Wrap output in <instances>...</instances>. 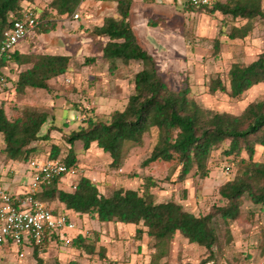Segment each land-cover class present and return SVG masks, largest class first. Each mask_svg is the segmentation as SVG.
Returning a JSON list of instances; mask_svg holds the SVG:
<instances>
[{
    "label": "trees",
    "instance_id": "obj_1",
    "mask_svg": "<svg viewBox=\"0 0 264 264\" xmlns=\"http://www.w3.org/2000/svg\"><path fill=\"white\" fill-rule=\"evenodd\" d=\"M35 0H0V32L13 18L21 16L25 7L38 10L40 32H50L56 27L59 17L73 15L83 0H50L39 9L34 7ZM116 2L117 16L105 17L92 33L105 39L99 56L110 62L114 60L140 61L141 70L135 73L133 92L128 96L122 110L113 111L107 121L90 115L85 108L74 105L77 117L84 125L73 130L67 137L69 145L64 157L60 159L68 166H77L74 143L80 141L85 150L95 144L111 159L110 166L119 168L122 164L125 142L141 145L143 135L152 129L157 131L156 142L150 155L142 162L146 166L155 162H166L175 168L180 167L178 180L192 173L199 178H207L210 172L208 161L214 150H220L225 156L233 157L235 170L233 175L218 188L224 201L223 205H212L205 214H194L182 204L168 200L155 202L151 189L156 180L144 176L139 189L118 188L110 194L100 191L98 185L89 177L81 175L75 189L61 187L59 178L49 185L41 187L36 197L48 202L58 201L65 210L77 215H89L99 222L132 224L136 226L135 236L142 235L153 240L154 251L146 264H160L167 256L170 244L176 234L183 236L189 243L204 247L208 254L198 263L210 264L212 248L218 240L216 221L237 219L241 215V199L246 195L249 200L264 207V162L254 159L256 145L264 147V100L249 103L241 113L215 112L200 106L190 97L187 83L172 90L158 73L154 56L137 40L136 34L128 23L131 0H111ZM189 9H207L210 13L219 11L233 19L245 21L242 25L232 26L227 36L230 39L247 37L258 21L264 27V7L261 0H225L212 1L205 6L187 5ZM95 56L85 60L93 61ZM10 62L16 65H28L17 74L13 82L17 93L27 88L49 91V81L66 74L69 69L68 55L43 53H11ZM7 65L4 61L0 67ZM264 82V48L249 63H232L227 73L228 89L219 76L208 84L211 93L225 92L231 98H239L251 87ZM4 98L0 97V135L2 150L13 160L28 161L38 154L37 143H47L49 129L41 133L49 114L34 106H25L15 118H9L4 107ZM46 152V151H45ZM245 154V156L243 155ZM50 158L60 157L58 145H50ZM54 213H57L53 209ZM61 236L52 232L46 237L50 241L61 242ZM71 247L89 254L96 251L95 245L88 243L87 237L78 233L69 238ZM105 248L99 246L98 257L107 258ZM39 248H33L35 264H45ZM212 261V260H211ZM56 264H62L57 262ZM66 264H79L71 259Z\"/></svg>",
    "mask_w": 264,
    "mask_h": 264
},
{
    "label": "rangeland",
    "instance_id": "obj_2",
    "mask_svg": "<svg viewBox=\"0 0 264 264\" xmlns=\"http://www.w3.org/2000/svg\"><path fill=\"white\" fill-rule=\"evenodd\" d=\"M49 1L35 0L33 6L42 9ZM96 1L98 0H89L82 10L78 7L75 11L79 14L78 19L87 25L85 35L92 34L95 27V20L92 18L97 11L101 19L108 17V7L104 8L100 6L102 3ZM184 1L186 0H176L174 5L138 6L143 12H136L135 6L131 15L132 19L139 21L149 20L148 25L146 24L147 32L157 48L152 50L144 41L142 46L154 56L158 73L168 87L178 90L187 83L190 97L203 108L215 112L239 114L249 103L264 100V82L251 87L239 98H231L225 92L211 93L208 89L210 80L216 76L225 82L228 89L227 73L231 64L249 63L263 50V25L255 21L247 37L230 39L227 33L231 27L242 25L245 21L233 19L219 11L210 13L207 9H189ZM261 3L264 7V0ZM143 14L146 15L141 19ZM73 15L58 19L70 20ZM144 27H136L137 34H142ZM104 42L105 39L94 40L89 45L82 44L79 47L75 43L71 44V47H76V52L69 55V69L61 78L49 81V91L27 88L17 93L11 74L18 70H10L8 88L1 95L7 116L17 117L25 106H34L49 114L41 133L49 129L50 139L47 143H37L36 147L40 152L34 156H47L51 144L59 146V158L66 155L69 146L66 137L84 125L83 119L77 117L75 104L104 121L109 119L113 111L124 108L134 89V75L142 69L143 64L140 61L125 63L115 60L110 67L111 64L99 56ZM88 56H95V59L87 62L85 59ZM156 138L157 131L152 129L143 135L141 145L125 142L119 168L111 167L109 155L95 144L85 150L83 144L76 141L74 150L78 156V178L85 175L98 185L101 192L110 194L118 188L139 189L143 177L148 175L156 180V186L151 189L156 203L173 200L196 215L207 213L212 205L224 204L218 188L233 175V157L223 155L219 149L214 150L208 161L210 172L207 178L201 179L190 173L178 180L180 167L175 168L166 162L142 165L150 155ZM2 147L0 135V189L14 193L25 179L31 180V171L28 161L9 159ZM255 149L254 159L264 162V147L256 145ZM67 185L64 183L61 187L67 188ZM48 206L64 212L58 201L48 202ZM70 217L75 223V230L68 231L61 242L50 241L45 244L40 253L45 264H66L71 259L79 264H110L108 260L98 257L99 246L105 248V256L114 260L115 264H146L154 251L151 238L146 235L136 238L135 225L99 222L89 215L70 214ZM216 230L218 240L212 248L210 264H258L264 261V207L252 203L246 195L241 199V215L228 223L218 218ZM78 233L84 234L88 243L95 245L94 253L89 254L71 247L69 238ZM208 254L204 247L191 244L183 236L176 234L167 256L160 260V264L198 263L206 259ZM10 257V261L5 264L36 263L32 255L21 261Z\"/></svg>",
    "mask_w": 264,
    "mask_h": 264
},
{
    "label": "built area",
    "instance_id": "obj_3",
    "mask_svg": "<svg viewBox=\"0 0 264 264\" xmlns=\"http://www.w3.org/2000/svg\"><path fill=\"white\" fill-rule=\"evenodd\" d=\"M192 6H205L211 0H186ZM74 19L79 14L73 15ZM40 19L38 12L25 7L21 16L13 18L9 25L0 32V64L9 63L11 53L16 45L31 31L38 28ZM6 65L0 67V97L8 88V76L4 72ZM33 156L28 159L31 180L19 192L7 193L0 189V263L9 262L13 256L16 261L24 260L32 255L37 246L41 252L46 237L52 232L58 233L62 239L68 231L75 230V223L67 212H53L46 201L36 197L42 186L49 185L59 178H71L69 187L73 190L77 185L78 167L68 166L60 158H50L48 154ZM255 264V263H251ZM258 264H264V261Z\"/></svg>",
    "mask_w": 264,
    "mask_h": 264
},
{
    "label": "crops",
    "instance_id": "obj_4",
    "mask_svg": "<svg viewBox=\"0 0 264 264\" xmlns=\"http://www.w3.org/2000/svg\"><path fill=\"white\" fill-rule=\"evenodd\" d=\"M165 1L166 0H131V4H130V8H129V14H128V18H127L128 23H129L130 27L132 28V30L134 31V33L136 34V37H137V40L139 41V43L144 46V44H142V41H144L145 45L147 44L148 46H150L152 50L157 48V44L155 45V42L152 40L150 34L147 32V25H148L149 20L146 19V21H144V20L139 21L138 19H132L131 18L132 10H133V7L136 6L135 7L136 12H143L142 9L137 8V7L138 6L141 7V6H145V5H150V6H152V5H155V6L174 5L176 3V0H167V3ZM87 2H89V0L82 1V3L79 6L81 8V10L86 5ZM96 2L100 3V4L102 3V5H100V6H103L104 8L108 7V16H113V17L116 16L117 10H116V2L115 1L98 0ZM184 2H185L184 3L185 5H189V4H187L186 1H184ZM157 13H158V11H156V14ZM145 15L146 14H143L141 19H143L145 17ZM72 17L73 16H71L70 20H66V19L59 20V22L56 24V27L53 31L40 32L38 30V28L31 31L22 41H20L16 45L15 52L26 54V53L36 52L37 50L38 51L41 50L40 53H43V54L68 55L69 56V55L74 54L76 52V47H79L82 44L83 45H85V44L89 45L94 40H96V41L104 40V38L102 36H98V35H95L93 33L90 35H85L84 31L87 29V25L82 23V21H80L79 19H73ZM81 19H82V17H81ZM92 19L95 20L94 26H99V25H101L100 21H102L103 18L102 19L100 18L99 11H97ZM81 24H82V26H81ZM139 26H145L144 27L145 30L142 34H137V32H136V27H139ZM74 43H75L76 47L75 46L71 47ZM117 60H119V59H117ZM109 63L110 62L108 61V64ZM18 67H20V68L18 69ZM27 67H28V65L18 66L15 63L9 62L6 65L4 72L7 74L8 77H10V74H9L11 72L10 70L12 68H14L15 70L17 69L18 71L15 74H11V78L14 82L15 79L17 78V74L20 71L26 69ZM61 77H56L54 79L61 78ZM8 84H9V82H8ZM74 117H75V115H74ZM77 158H78V156H77ZM71 180H72L71 178H65L63 181H60L61 182L60 184L61 185L64 183L69 184V182ZM27 181H28V179H25L23 185L16 188L14 193L21 191V189L24 188ZM59 205L61 206L62 209H64L63 204L59 203ZM64 212H67L69 215L70 214L75 215V213H73L72 211H69V210L64 209ZM119 223L120 222H118L117 224H119ZM126 225L130 226L132 224H126ZM5 263H8V262H3V263L1 262L0 264H5Z\"/></svg>",
    "mask_w": 264,
    "mask_h": 264
}]
</instances>
